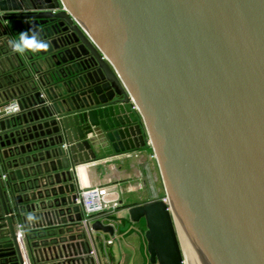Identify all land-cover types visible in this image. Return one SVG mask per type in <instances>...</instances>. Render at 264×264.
Segmentation results:
<instances>
[{
	"label": "water",
	"instance_id": "obj_1",
	"mask_svg": "<svg viewBox=\"0 0 264 264\" xmlns=\"http://www.w3.org/2000/svg\"><path fill=\"white\" fill-rule=\"evenodd\" d=\"M0 44V264L18 222L31 264H101L76 167L104 141L156 158L165 196L127 208L150 264H186L178 231L188 264H264V0H0Z\"/></svg>",
	"mask_w": 264,
	"mask_h": 264
},
{
	"label": "crops",
	"instance_id": "obj_2",
	"mask_svg": "<svg viewBox=\"0 0 264 264\" xmlns=\"http://www.w3.org/2000/svg\"><path fill=\"white\" fill-rule=\"evenodd\" d=\"M104 143L96 160L76 167L77 188L104 186L107 188L105 199L113 206L104 212H95L92 218L113 228L112 235L93 232L101 264H150L144 220L131 221L127 208L163 196L145 180L150 171L154 182L160 176L153 150L146 144L139 149L115 153L109 142Z\"/></svg>",
	"mask_w": 264,
	"mask_h": 264
},
{
	"label": "built area",
	"instance_id": "obj_3",
	"mask_svg": "<svg viewBox=\"0 0 264 264\" xmlns=\"http://www.w3.org/2000/svg\"><path fill=\"white\" fill-rule=\"evenodd\" d=\"M18 110L15 102L0 106V118L8 116ZM107 188L104 186L83 187L78 189L77 201L80 203L83 222L94 216L95 212L112 209L113 206L106 201ZM165 200V198H164ZM26 228L22 223L16 225V238L22 253V264H31V256L25 242ZM109 240L108 242H110Z\"/></svg>",
	"mask_w": 264,
	"mask_h": 264
},
{
	"label": "clouds",
	"instance_id": "obj_4",
	"mask_svg": "<svg viewBox=\"0 0 264 264\" xmlns=\"http://www.w3.org/2000/svg\"><path fill=\"white\" fill-rule=\"evenodd\" d=\"M8 44L16 53H24L26 50L36 52L47 47V42L40 38V34L36 30L21 32L18 40H9Z\"/></svg>",
	"mask_w": 264,
	"mask_h": 264
},
{
	"label": "rangeland",
	"instance_id": "obj_5",
	"mask_svg": "<svg viewBox=\"0 0 264 264\" xmlns=\"http://www.w3.org/2000/svg\"><path fill=\"white\" fill-rule=\"evenodd\" d=\"M148 144V143H147ZM160 174V173H159ZM152 171H150V173L148 172V177L146 176L145 177V180L151 184V186L155 187L156 191H157V188H158V191L156 192L157 194H159L160 192V195L163 194V196H165V191H164V188H163V183H162V179H161V176H159V178H157V182H154L153 178H152ZM162 196V197H163Z\"/></svg>",
	"mask_w": 264,
	"mask_h": 264
},
{
	"label": "trees",
	"instance_id": "obj_6",
	"mask_svg": "<svg viewBox=\"0 0 264 264\" xmlns=\"http://www.w3.org/2000/svg\"><path fill=\"white\" fill-rule=\"evenodd\" d=\"M7 53V47L4 44H0V56ZM4 102L0 101V106L3 105Z\"/></svg>",
	"mask_w": 264,
	"mask_h": 264
},
{
	"label": "bare ground",
	"instance_id": "obj_7",
	"mask_svg": "<svg viewBox=\"0 0 264 264\" xmlns=\"http://www.w3.org/2000/svg\"><path fill=\"white\" fill-rule=\"evenodd\" d=\"M176 226H177V224H176ZM177 231H178V227H177ZM178 235H179V239H180V242H181V247H182L183 254H184V259L186 261V264H188V261H187L186 255H185V251H184V248H183V244H182V241H181V238H180L179 231H178Z\"/></svg>",
	"mask_w": 264,
	"mask_h": 264
}]
</instances>
